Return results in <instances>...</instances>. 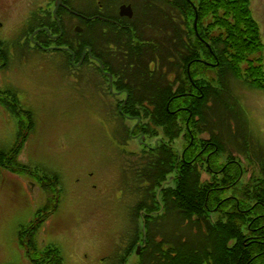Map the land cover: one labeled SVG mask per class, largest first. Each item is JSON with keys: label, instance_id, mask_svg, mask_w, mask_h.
Instances as JSON below:
<instances>
[{"label": "rangeland", "instance_id": "374dc122", "mask_svg": "<svg viewBox=\"0 0 264 264\" xmlns=\"http://www.w3.org/2000/svg\"><path fill=\"white\" fill-rule=\"evenodd\" d=\"M48 1L0 0V39L11 47L20 41L30 14ZM14 66L11 75L1 71L3 81L30 115L0 107V264H30L33 237L36 249L55 250L61 264H116L133 232L127 212L143 194L128 170L144 168L142 147L125 137L133 125L111 114L92 77L67 79L37 56ZM234 87L243 97L250 89L241 79ZM251 98L259 103L258 94ZM165 228L176 231L171 222ZM186 236L200 249L206 235L190 228ZM139 262L133 256L128 264Z\"/></svg>", "mask_w": 264, "mask_h": 264}, {"label": "flooded vegetation", "instance_id": "af4514ba", "mask_svg": "<svg viewBox=\"0 0 264 264\" xmlns=\"http://www.w3.org/2000/svg\"><path fill=\"white\" fill-rule=\"evenodd\" d=\"M56 1L49 0L29 16L31 25L25 34L27 59L34 62V57H40L44 64L57 65L63 77L76 82L92 77L94 89L99 90L107 107L119 110L146 104L143 72L159 70L161 60L156 56L157 49L155 56L146 57L144 44L150 34L143 32V26L155 19L159 0H65L56 12L58 20L54 15ZM253 2L251 14L260 29L261 45L249 59L260 78H239L254 84L246 96L239 89L226 88V71L220 84L225 88L213 87L211 71L220 61L211 52L205 32L200 42L207 56L190 64L191 90L186 94L195 111V163L189 160L190 152L185 148L181 157L184 165L197 168L200 179L206 212L202 221L206 235L204 264H264V0ZM185 14L188 49L193 51L198 45L192 41L189 10ZM4 58L2 61L0 50V97L12 93L1 74L8 64H4L7 54ZM251 93L258 94V104L251 103ZM205 99L209 129L202 122L205 117L201 105ZM123 116L133 121L131 114ZM141 134L135 133L134 138L139 141ZM145 147L150 149L149 145ZM30 185L36 187L32 182ZM213 230L220 235H213ZM151 259L154 258L143 260Z\"/></svg>", "mask_w": 264, "mask_h": 264}, {"label": "trees", "instance_id": "16d2710c", "mask_svg": "<svg viewBox=\"0 0 264 264\" xmlns=\"http://www.w3.org/2000/svg\"><path fill=\"white\" fill-rule=\"evenodd\" d=\"M251 2L252 0L195 1L199 13L200 37H204V32L208 34L207 41L216 59L220 61L219 66L211 71L214 76L213 87L218 90L225 88L220 85L225 71L229 81L226 87L228 89L235 88L234 84L239 78L244 80L252 77L260 78L256 75V69L251 67L254 65L253 61L249 59V56L253 55L261 45L260 29L251 14ZM158 5V10L154 14L155 19L143 26V32L150 34L144 44L145 55L147 58L153 57L157 49L156 56L161 60L159 70L147 69L143 72L146 104L123 109L124 114H131L135 121L141 119L138 131L148 137L149 143L152 142L149 146L150 151L143 149L141 153L143 156L140 161L144 168L139 170L133 163L128 168L131 179H135L137 184L135 189L143 194L140 201L132 203L131 226L136 229L132 232L131 240L113 260L117 264H126L133 256L139 260L158 257L159 261L153 263L141 261L139 264H204L205 258L201 253L193 251L186 236L191 226L201 231V222L206 214L200 179L197 169L191 165L186 166L179 160L181 148L178 143L186 142L185 146L188 150H192V154L194 153V145H189L191 136L185 128V122L189 121L193 131V117H190L195 111H193V101L183 95L191 90L187 75L188 64L197 59L203 60L207 54L193 29L195 12L192 7L185 0H177V2L172 0L168 3L159 0ZM186 10L190 12L188 21L191 23L192 41L195 46L198 45L193 51L188 49L187 44ZM199 85H203V80H200ZM207 101L205 99L203 107L201 105L205 117L202 121L205 129L209 126L205 120ZM21 125L25 127L22 122ZM124 132L125 137H129L128 130ZM123 146L126 147V143H123ZM18 148L17 146L15 149ZM170 178H174V182L164 189L161 196L164 211L153 215L154 212L160 211L156 201L157 191ZM145 182H148L147 187L144 186ZM142 210L153 217L147 218V247L143 248L140 256H136L135 247L142 241V228L138 226L139 213ZM167 222H171L176 231L173 233L167 231L165 228ZM212 233L220 235L217 230H213ZM28 243L29 250L26 249L25 254L30 264H61L60 256L53 253L56 252L55 250L51 251L49 247L36 249L35 237ZM32 248L33 250L30 251ZM222 260L224 261V258Z\"/></svg>", "mask_w": 264, "mask_h": 264}, {"label": "water", "instance_id": "95a60500", "mask_svg": "<svg viewBox=\"0 0 264 264\" xmlns=\"http://www.w3.org/2000/svg\"><path fill=\"white\" fill-rule=\"evenodd\" d=\"M62 1L63 0H60V1H58V5H57V9L56 10H58L59 8H60V5H62ZM55 13H56V11H55ZM197 19H196V24H195V28L197 27ZM172 181L173 180H171L170 182H166V183H164L163 184V186H162V188L158 191L159 193H158V196H157V199L159 200L160 199V195H161V191L163 190V188L166 186V184H171L172 183ZM146 237V228H144V238ZM145 242H146V238H145Z\"/></svg>", "mask_w": 264, "mask_h": 264}]
</instances>
